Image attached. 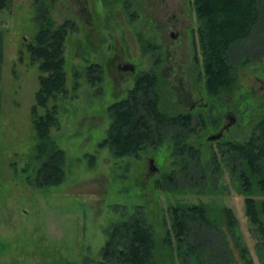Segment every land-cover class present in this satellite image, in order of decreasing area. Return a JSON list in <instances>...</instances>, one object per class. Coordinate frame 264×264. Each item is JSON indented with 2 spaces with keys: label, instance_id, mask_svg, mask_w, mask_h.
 <instances>
[{
  "label": "rangeland",
  "instance_id": "rangeland-1",
  "mask_svg": "<svg viewBox=\"0 0 264 264\" xmlns=\"http://www.w3.org/2000/svg\"><path fill=\"white\" fill-rule=\"evenodd\" d=\"M192 1L10 0L0 11V264H96L109 228L136 214L154 232L157 264L189 263L187 243L205 250L214 264H245L226 218L220 215L225 206L236 215L237 233L249 246L255 264H264L263 246L250 229L236 172L222 157L219 167L210 162L217 141L204 145L216 131L213 124L219 113L218 129L228 113L236 112L219 100L212 110L206 109L199 21ZM49 16L55 25L67 28V89L49 100L50 106L57 104L50 132L66 159L64 180L44 187L34 181L43 157L38 156L32 112L41 70L27 42L35 40L39 23ZM173 23L179 28L176 38L168 34ZM257 30L259 35L252 31V43H233L237 81L225 103L238 111L241 122L235 126L236 121L224 136L230 133L228 137L237 141L248 138L264 115V42L256 41L264 36V22ZM243 52L246 55L239 59ZM125 62L135 69H120L118 65ZM89 66L95 71L94 80ZM152 70L159 74L165 109L184 111L171 109L168 88H173L186 105L196 102L192 105L195 126L200 125V112L208 116L207 128L201 130L200 161L192 151L182 154L173 136L176 131L171 130L182 127L178 122L168 130V140L137 154L118 156L100 144L117 113L116 108L110 109L112 104L136 85L140 73ZM151 158L158 171L149 169ZM201 202L207 204L209 216L219 218L226 241L212 226L196 233L203 225L198 221L191 223L187 241L179 245L171 209Z\"/></svg>",
  "mask_w": 264,
  "mask_h": 264
},
{
  "label": "trees",
  "instance_id": "trees-1",
  "mask_svg": "<svg viewBox=\"0 0 264 264\" xmlns=\"http://www.w3.org/2000/svg\"><path fill=\"white\" fill-rule=\"evenodd\" d=\"M9 2L10 0H0V11ZM192 2L199 21V42L204 61L205 89L208 97L206 106L208 108L205 105L204 107L207 111L212 110V106H216L215 102L219 100L228 108L227 110L238 113L230 104L225 103L228 101V96H233V88L237 81L233 59L236 46L233 43L238 40L252 43L254 39L252 31L258 32L259 24L264 22V0H193ZM54 22L55 20L50 16L46 17L39 23L35 40L27 42L28 49L32 57L38 59L41 70L40 87L36 92V103L32 106V112L39 140L38 156L43 157L41 164L35 169L34 181L44 187L59 184L65 177L66 152L56 145L50 132L56 123L57 104L54 102L50 106L49 100L67 89L64 54L67 28L64 24L55 25ZM259 34L258 32L257 35ZM256 41L257 43L264 42V36H258ZM243 55H246V52L240 54L239 59ZM88 69L90 79L94 80L96 78L92 74L95 73L94 69L91 66ZM101 71L100 67L98 71L100 78L102 77ZM158 82L159 74L153 70L142 72L137 76L136 85L128 91L127 96L112 104L110 109L116 108L117 113L107 136L100 144L109 146L118 156L137 154L149 146H157L168 140L170 137H167V132L175 122L183 124L182 127L171 129L176 131L173 136H177V145H180L183 155L192 151L196 160L200 161L204 145L210 146L213 141H217L219 147L212 148L210 162L215 168L219 167L220 157H222L230 163L231 170L236 172L239 189L245 201V213L251 224L250 229L263 246L262 255L260 254L263 260L264 115L255 123L248 138L237 141L232 136L228 137L230 133L224 136L237 121L238 115L233 113L235 120L229 128L219 138H209L210 134L206 137L205 144L202 141L201 130L207 128L205 119L208 116L200 112L201 116L198 115L200 125L195 126L193 111L172 112L170 108L165 109ZM225 95L227 100L223 98ZM40 107L43 109L41 112ZM221 114L219 113L220 118L213 124L217 126L216 130L220 124ZM127 116L128 119L122 120ZM240 122L237 121L235 126ZM155 132L158 133L157 136ZM168 177L170 178L171 175ZM208 211L207 204L203 202L173 206L170 220L179 245L187 241L186 237L190 233L191 223L195 225L198 221L203 225L196 228V233L203 234L211 230L212 226L221 232L222 240L226 241L225 233L219 227V218L215 215L209 216ZM222 214L226 218L228 230L234 235L235 242L240 247L244 263L255 264L249 252V246L239 238L238 220L232 208L223 207L220 210V215ZM108 233L109 238L102 247V256L96 264H157L154 258L156 256L154 232L139 215L136 214L129 219L114 223ZM195 247L194 243L192 245L187 243V248L184 250L191 258L186 264H214L209 257H205L204 252L207 253L205 250L195 249Z\"/></svg>",
  "mask_w": 264,
  "mask_h": 264
},
{
  "label": "flooded vegetation",
  "instance_id": "flooded-vegetation-1",
  "mask_svg": "<svg viewBox=\"0 0 264 264\" xmlns=\"http://www.w3.org/2000/svg\"><path fill=\"white\" fill-rule=\"evenodd\" d=\"M168 34L170 36H172L173 38H176L178 35H179V28L177 26L176 23H173V26L172 28H170L168 30ZM118 67L120 69H129V70H134V64L131 63V62H125V63H120L118 65ZM164 68H162L163 70ZM163 74H165L164 72H162ZM137 78V77H136ZM193 86V89H196V86L195 85H192ZM169 89V96H168V99L170 102H172V107H175L177 109H182V110H191L192 111V105L195 106L196 105V102H193L194 104L190 103V104H185V102H182L181 99L179 98V96L175 94V89L173 88H168ZM128 93H126L125 95H123L121 98L117 99L116 101H119L121 100L122 98L126 97ZM195 96V95H194ZM205 96V95H204ZM204 96H197L199 98H203ZM207 97V96H206ZM227 99V98H226ZM115 101V102H116ZM207 103V102H206ZM230 111V110H228ZM235 120V116L233 114H230L228 113L227 114V118H225V121L222 123L221 127L216 130L215 132H213L212 134H215L221 130H223V132H225V130H227L229 128V126L232 124V122ZM211 134V135H212ZM154 165L153 164H150L149 165V169L150 170H154L156 169L158 171V168H154Z\"/></svg>",
  "mask_w": 264,
  "mask_h": 264
},
{
  "label": "water",
  "instance_id": "water-1",
  "mask_svg": "<svg viewBox=\"0 0 264 264\" xmlns=\"http://www.w3.org/2000/svg\"><path fill=\"white\" fill-rule=\"evenodd\" d=\"M222 133H223V130H221L215 134L210 135L209 138H219L222 135ZM150 160H151V164L154 165V168H158V166L154 163V159L151 158Z\"/></svg>",
  "mask_w": 264,
  "mask_h": 264
}]
</instances>
